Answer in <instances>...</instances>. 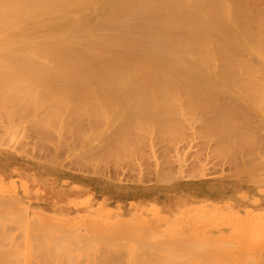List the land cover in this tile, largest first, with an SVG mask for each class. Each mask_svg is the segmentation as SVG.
<instances>
[{
    "label": "bare ground",
    "instance_id": "6f19581e",
    "mask_svg": "<svg viewBox=\"0 0 264 264\" xmlns=\"http://www.w3.org/2000/svg\"><path fill=\"white\" fill-rule=\"evenodd\" d=\"M254 3H255L254 0H0V102H3L4 104L6 103V106L3 105V103H0V105L2 104L1 107L5 108V110H1V112H0V123H1L0 128L5 127V130H7V126H5V125H8L9 129L6 132H8V134H10V135H12V134L15 135L14 137H12L13 142H15L14 138H16V136H19V133L21 132L20 130L23 129V134H24V129H26L25 127L27 125L22 123V122H28V128L27 129H29V130L31 129L30 131L32 133L27 132V134L30 136L33 135V138L30 137L31 138L30 140H32L30 146H33L34 148L40 146L39 148L42 149L40 154H39V151L37 150L38 148L34 149L32 147V151H33V149L37 150L38 154L40 156L42 155V152H43V155L44 154L46 155V153L48 152V151L47 152L45 151V148L43 146L44 145L43 143L46 140L59 138L58 137L59 135L56 134V132H58L57 130H59L58 133H61V134L65 133L64 134L66 137L65 140L69 139V138L67 139V134H68V136H72L74 139L71 143L68 144L67 152L65 151L64 154L65 153H67V155L71 154V156H73V157H70V158H72V160H73V158H75L74 165H76V166L79 165L80 167L77 166L78 168L84 167L82 169H87V167L93 166L91 164V162H93V164H94V162H95V164H96V162H97V164H99L100 161H107V160L110 161V159L111 160H122L123 158L120 159V157L122 155H121V153L118 152L120 150L125 151V153H123L124 159H126L128 157L131 158L130 153H129L130 156L126 153L131 152V154H132V152H133V154L137 153V156H135V157H140V160H141V158L144 157V154H147V152L150 151V149L147 145L148 140H149V138L147 136H149V135H147L148 132L146 133V130H149V131L152 130L151 125L153 126V124H155L156 126L158 125V128H156L154 126L152 128L154 131H156L155 129H157V132L158 131L160 132V135H158L159 137L157 136V134L155 135V133H154V136L158 137L159 140H160V138L161 139L167 138L166 136H169V135L172 136V134L174 136L175 135L174 133H176L178 138H177V136L176 137L174 136V137L177 138L179 141L182 139V136L184 137L187 133H188L187 137L186 136L185 137L188 138V136L191 135V134H189L190 132L188 130H192L194 127L192 128V125H191V128H192L191 129L189 127L190 125L186 126L187 125L186 122L189 123V121H191L192 119L193 120L195 119L194 121H196L200 116H198V118L196 119L195 118V116L197 115L196 114L193 118H191V120H189L191 117L190 115L191 114L193 115L194 113H192V112H194V111L196 112L199 108H201L205 112H207L206 115L210 114V116L208 115L206 117H208V118L212 117V119L206 118V120L208 119V122L211 121L209 123L212 124L211 128L213 129V131L215 132L214 128H216V130L217 129L219 130L218 133L216 132L217 133L216 134L217 135L216 141H215V138H214V140L212 139V141H211V137L215 136V135H212L213 132H212L211 128H210L211 131H209V133L205 132L206 130L207 131L209 130L208 126H210V125L207 126L206 124H204L203 121H202V123L204 125H202V123H201V125L203 126V129H206V130H204V132L202 129H201L202 131L200 130L201 132L199 131L201 133V135H203L202 136L203 138L206 135H208V136L212 135L211 137H208V139L210 138V141L212 142V143L210 142L211 147H212V145L214 146L211 149H214L215 151L218 150V152L216 151L217 153L214 150H212V152L214 151L216 153L214 155V152H213V155L215 158L219 156V154H218L219 152H221V156H223V153H224V155H226L228 158H230L229 164L232 165L231 163L234 162L233 159L236 158L235 156L238 154V152L240 150H241L240 152H242L245 149V146H248V149H251V151H252V153L250 154L249 152H247L248 150L246 147V150H244V151H246L247 154L249 153L250 155H252V156L254 155L255 157L258 158V157H260V153H259V155L256 156L253 153V150L255 151L256 154H258L257 151H259V148L262 146V145L260 146V144L262 143V141L264 139L263 137H262L263 139L262 138L260 139L261 136H258L260 133H258L257 128L255 129V124H256V122L258 123L257 120H259V119H257V116H256V118H254V115H256V114L252 115L253 113L251 111H248V113L243 112L244 115H247V114L249 115L252 113L251 114L253 116L252 118L254 120L256 119V122L251 121V123L254 122L253 123L254 126H252V124L250 122H248L252 126V127L248 126V127H250V130H251L250 131L249 128L246 127V124L243 123V120L241 123V121H239V122L235 121L236 118H233V120L230 119L231 115H233V114L230 115V112H231L230 106L232 107V110H234V106H236V105H233V106L231 105V103L232 104L234 103V100L230 101L231 102L230 104H229V101L226 100V97H228V98L230 97L229 96L230 94L227 95V93H229L230 92L229 90H231L229 88H228L229 90H227L226 87H231L233 89L237 87L238 89L236 91L241 90L240 92H242L241 93L242 96L246 97L248 95V91L250 89L246 88L247 92H245L246 89L244 91L242 89L243 87H254V88H252L253 89L252 91H255L256 86H260V87L264 86V8H262V6H259L260 3H258L259 5H256V3H255V6H254ZM12 86H14V87H12ZM261 88H260V91H258V89L256 90V91H258L257 93L263 92L264 88L263 89H261ZM233 89L231 90L232 93L235 91V89H234V91H233ZM18 92L22 93V96H21V94L19 95ZM243 92L247 93V95L244 94ZM252 93H251V95L254 94V93L253 94ZM257 93L255 92V95ZM17 94H18V96H21L24 98L20 97L22 100L19 101L18 99H20V98H17ZM180 95L183 96V98L185 96V99H186V97L189 99L187 101L185 99L184 100L186 101V105L188 104V107H190V109H193L194 111H192L191 114H189V112H188V115H187L186 111H189V109L184 111L185 109L183 107L182 108L184 110H182V108H180L178 106L180 108L179 109L180 111L179 110L175 111L174 110L175 105L173 104L174 105L173 110L175 112L172 110L173 112L171 111V113H174V114L170 116V114L167 111H166L167 113L165 112V109L169 110V108H165V107H170V106H168L167 103L168 102L170 103V100L172 97H173V99H175V97L178 98ZM235 95H237V93ZM249 95L246 97V99H249V100L251 99L250 102L248 100L249 105H250L254 98L253 97L249 98ZM255 95H253V96H255ZM13 96H15V97L13 98ZM151 96H155L154 97L155 100L149 101V99H150L149 97H151ZM242 96H240L241 100H242ZM257 96H260V94L259 95L257 94ZM257 96H255V97H257ZM260 97L255 98V100L261 99V102H262L264 100V99L262 100V98H264V97L263 96L261 98ZM183 98L181 97V99H183ZM16 99L21 103L17 102ZM178 99H177V101H178ZM15 100H16L18 105H16ZM235 100H238V98H236ZM243 100H244V98H243ZM12 101H13V103H15L14 104L15 106L12 104ZM179 101H180V99H179ZM173 102H171V103H173ZM187 102L192 103V104H189ZM198 102H205L206 104L210 103L211 106L210 105L204 106V104H203V105L199 106L198 109L196 108V110H195V107H198V106H194L193 104H196ZM211 102H213V103H211ZM238 102H239V100H238ZM261 102L260 103L255 102L256 104L259 105V107H258V105H257V107L260 110V113L258 110H256V108H257L256 106H253V108H255V107L256 108L252 109L254 111L256 110L257 115H261V113L264 115V111L261 112L262 109L260 107V106H262L263 110H264V102H262L263 104ZM176 103H177L176 105H178V102H176ZM181 104H184V103H180L179 105H181ZM184 105H181V106H184ZM197 105H199V104H197ZM242 105H241V108L243 107ZM6 107H8V108L6 109ZM191 107H193V108H191ZM226 107L227 108L229 107V109L227 110ZM171 108H173V106ZM224 108H226V110ZM245 108L246 107H243L244 111H245ZM239 110L241 111V109H239ZM239 110L237 109V111L240 114ZM181 111H184L185 112L184 114L186 115L185 117L189 118L186 121V118L184 117V119H185L184 125L189 128L188 130L186 129L188 132L185 130V128H184L185 126L181 122L183 120V118L182 119L179 118L180 120H178V118L176 117V115H178ZM226 111L229 112L228 113L230 115L229 119L233 121V122H231V124L232 123L234 124V122L240 123L242 125L244 124V126L247 128L246 129L247 131H250V133H253V132L254 133L249 136V133H247V131L243 132L245 129L244 126L241 125L242 126V128H241V127H238V126H240V124L236 125V123H235L234 125H236L240 129H242V130H240V129L239 130H240V132L241 131L243 132V136H245V137H243L242 134H238L239 133L238 129H237L238 132H236L238 135L237 136L233 135L235 133L237 127L234 126L233 124H232L233 126H229V123H227L228 120L227 121L225 120L226 124H228V125L227 126L224 125L225 124L224 119L226 118L225 117L226 115H223V114H225ZM235 111L236 110L232 111V113ZM201 112L202 111L197 112V113L201 114ZM161 113H163V114H161ZM165 113L168 114L169 117L165 116L164 115ZM235 114H236L235 117H237V116L241 117L240 115H243L242 111H241L240 115H237L236 112H235ZM119 115H121V117H122L120 121H119ZM244 115L242 116V118L245 119L248 117V116L246 117ZM161 116L162 117L165 116L164 119ZM201 116H202V118H203V116L205 118V114L203 115V113H202ZM239 117H237V118H239ZM202 118H199L198 120H200ZM204 118L202 120H204ZM250 118L251 117L249 116V119L247 118L246 120L250 121ZM258 118H260V117H258ZM57 119H59V120H57ZM116 120H118L119 123L117 122V125H115V127H114ZM206 120H205V122H207ZM260 120H261V118H260ZM244 122H245V120H244ZM29 123H30V128H29ZM190 123H192V121ZM22 124H24L25 126H24V128H20L19 133H18L15 130L16 127L13 125H16L17 126L16 129L18 130V128H19L18 126H20ZM9 125L10 126L12 125L14 128L10 127ZM196 125H194L195 128L196 127L198 128V126H196ZM258 125H259V127L261 126V124H258ZM116 126H119V127H117V130H115ZM205 126H207V128H204ZM224 126L226 128L229 126L230 128L226 129ZM20 127H23V126H20ZM148 127H150V128L148 129ZM256 127H258V126H256ZM10 128L12 129L11 132H10V130H11ZM109 128H111L110 130L112 132L109 131L110 133H107L106 131ZM112 128L115 130V132H114V130H112ZM260 128L263 129L264 127L261 126ZM260 128H259V132H261V130H262V129L260 130ZM3 130H1V132H4ZM143 130H145L144 132L146 133L147 136L144 135V137H143V134L142 135L140 134V132H142ZM171 130H173L174 132ZM180 130L181 131L185 130V131H182L183 132V133H181L182 136L177 134V131L180 132ZM194 130H196V129H194ZM220 130H223V131L225 130L226 132L227 131L228 132L232 131V132L231 133H228V132L224 133L225 131L220 132ZM252 130H253V132H252ZM15 131L17 134L15 133ZM60 131H64V132L62 133ZM197 132H195V133H197ZM5 134L7 135V133H5ZM23 134H22V138H25V137H23ZM55 134L58 138L54 137ZM204 134H206V135L204 136ZM261 134L264 135V129H263ZM140 135L143 138H146L147 141L144 143L141 142L142 138L140 137ZM239 135H240V137L242 136L244 139H247V137L248 138L250 137L249 139H247L250 147H249V145H247V140L245 142V140H243L242 138L238 139V143L234 142L235 140L237 141L236 137H238ZM246 135H248V136H246ZM254 135H257V137H255ZM52 136L54 138H51ZM60 136H62V135H60ZM152 136H153V133H152ZM171 136H169V137H171ZM173 136H172V138H170L169 141H166L165 139L164 140L166 142H171L172 140L174 142L177 141V139H175ZM179 136H181L180 139H179ZM192 136H193V134H192ZM251 136H254V138L253 137L252 138L256 142L259 141L256 139H260L261 142H257V144L259 143V146L255 143H253L254 141L251 138ZM8 137H9V135H8ZM8 137H6L4 139H6V141H7L9 139ZM27 137H29V136H27ZM65 137L63 136V139ZM185 137H184V139H185ZM22 138H20V139L22 140ZM154 138L151 139L150 142L151 141L154 142L159 147L160 143L158 142L159 140L157 141L158 138L155 140L159 144L155 142ZM197 138L198 137L195 138V141ZM4 139L2 138L0 140L4 141ZM27 139L28 138L25 139V142H26V144L28 143V145H29V142H27V141H30V140H27ZM188 139H185L184 141L183 140L180 141V142L183 141L184 143L182 142L180 144V143H178L179 141H177V143H178V145L183 146L184 144H187ZM198 139L203 140L204 141V142H202L203 146L208 147V145H205V143L207 144L209 142L208 139H202V138H198ZM143 140L145 141V139H143ZM193 140L194 139H191V142H190L191 144L193 143L191 146V149L193 147H195L196 146L195 143H197V141L195 143L192 142ZM201 140L198 142L200 145H201ZM205 140L208 142H206ZM239 140L240 141L242 140V144H244V146L239 145V142H240ZM48 141H50V140H48ZM52 141L55 142V140H52ZM56 141H58V140H56ZM59 141H60V139H59ZM173 141L169 144L172 145ZM185 141H186V143H185ZM189 141H190V139H189ZM230 141H232V142L229 143ZM251 141H253V142L250 143ZM8 142H11V141H8ZM18 142H17V144H20ZM21 142H22L21 144H23L25 146L24 148H26V145L23 143L24 141L22 140ZM138 142L143 143V144H140ZM152 142H151V144H152ZM56 143H58V142H56ZM132 143H134L135 145ZM232 143L237 144V145H235L236 147H238V146H240V147H238V148L233 147ZM17 144H16V146H17ZM45 144H47V143L45 142ZM136 144L137 145L140 144V145L137 146ZM240 144H241V142H240ZM251 144H252V147L255 146L254 148L256 150H257V147H259L258 150L256 151L254 148L252 150ZM253 144H255V145H253ZM4 145H6V144H4ZM4 145H2V146H4ZM23 145H22V147H23ZM59 145L60 144H58V147H59ZM133 145L138 147V148L134 147ZM178 145H177V147H175L176 144L174 146L172 145L174 147V151L172 150L173 148H171L168 145L167 148L169 147L170 153L168 152L169 150H165L166 148L163 149V147H165V144L163 146L161 145V148L164 151H167V152H165L167 154H165L164 151H162V150H158L157 149L158 147L157 148L155 147L156 145L154 146L156 149L154 148L153 151L158 150V152L160 151V153H161V151H162L164 153V154H160V153L157 154V155L161 156V158H159V160L162 159L160 162H158L155 159L156 160L155 162L156 163L158 162V165H156V166H158L157 168H158V170H160V171H157V172H159L158 176L156 175V178H157L156 180H158L157 182L160 183L161 179L168 178V176H170L172 178L169 177V179H167L166 182L170 181V179H175V178L180 177L182 175L195 176V175L199 174V173H194L193 170H196V169L198 170V168L194 167V165H196L194 163L197 160L195 158L196 157L195 154L198 155L199 153L203 152L204 148L201 147L202 145L200 146L202 148V150H200L201 148L199 149V146L196 147V149H199V150L195 151V154H194L195 157H193L196 159L195 162H193V160H192L193 158H192L190 161V163H192V164L189 163L193 167L190 165H188V167H187V169L189 170V166H190L191 167L190 170L192 169L191 170L192 172L190 170H189V172L187 171L186 166L188 163H185V161H184V166H183L182 165L183 161H181V159H180L181 155H179V153L176 154L177 151H181L180 146H178ZM256 145H257V147H256ZM46 146L48 148L50 147V145H46ZM144 146L145 147L147 146L146 148H148L149 150L148 151L145 150ZM29 147L27 146V148L29 149V152H31L30 151L31 148H29ZM54 147H56V146H53V149H54ZM150 147L153 148V145ZM241 147H242V149H241ZM16 148H18V147H16ZM132 148H135L134 150L136 151V153ZM209 148L210 147H208V149ZM60 149H62V148H60ZM126 149H128V150L132 149V151L127 150L128 152H126ZM137 149H139V151ZM141 149L143 151H141ZM193 149H195V148H193ZM237 149H238V151H237ZM17 150L19 151L20 149H17ZM22 150H25V149H22ZM43 150L46 153H44ZM53 151H55V150H53ZM144 151H145V153H142ZM153 151H151V152L153 153ZM207 151H209V150H207ZM57 152H55V154H56V156H59L57 154ZM151 152H149V154ZM173 152H176V153H173ZM240 152H239L240 155L243 154V152L242 153H240ZM26 153L24 152V157H26V155H27ZM51 153H52V151L51 152L49 151L48 154H51ZM139 153H140V156H139ZM171 153L174 155L176 154L177 157H175V158L177 160L180 159L182 164L180 162H179V164H181L183 167H185V169L183 168V170H182V168L179 167L178 170H175V172H174L173 168L175 167L174 166L175 164L173 165V163H176V162L175 161L170 162L172 159H174V158H172V157H174V155H172ZM235 153H237V154H235ZM12 154H14V153H12ZM38 154H36V155L38 156ZM61 154H63V153H61ZM169 154L172 157L169 156V158H168ZM234 154H235V156H234ZM69 155H68V157H69ZM154 155H156V154H154ZM162 155H164V156L162 157ZM178 155H179V158H178ZM250 155H246L244 153V157L247 156L248 161H247V159L245 160L244 157H242V155H241V157L245 161H247L248 164H249L250 159H253V160H250V164H251V161L253 162L254 160H258V159H254V156L251 158ZM32 156H33V154H32ZM50 156H52V155H50ZM147 156H145V157L148 158ZM200 156L201 155H199V157ZM248 156H250V157H248ZM28 157L29 158L31 157V156H29V153H28ZM28 157H27V160H28ZM42 157H44V156H42ZM153 157L156 158L155 156H153ZM239 157L240 156H238V158ZM48 158H50V157L48 156ZM52 158H54V156ZM149 158H152V156L150 157V155H149ZM228 158L226 159V157L223 156L224 161L227 160L226 162H229ZM31 159H29V160L31 161ZM221 159L222 158L219 156V159H217V160L220 161ZM231 159L233 160L232 162H231ZM262 159H264V158H262ZM69 160H71V159H69ZM143 160H147V159H143ZM236 160L238 161V159H236ZM41 161H42V159H41ZM48 161L52 162V160H48ZM53 161L55 162V160H53ZM150 161H152V159ZM240 161H238L239 162L238 165H241L240 163L242 161L241 162ZM71 162H73V161H70V164H71V166L74 167V165ZM148 162H149V160H148ZM152 162H150L151 165L154 164ZM236 162H235V164H236ZM257 162H255L254 165H256ZM11 163H13V162H11ZM41 163H43V162H41ZM44 163H46V162H44ZM113 163L114 162H110L111 166ZM120 163H122V162H118L116 164H120ZM128 163L130 164V162H127V164ZM247 163H243V164L246 165ZM37 164H39V163H37ZM147 164H149V163H147ZM177 164H178V162H177ZM235 164L233 163V165H235ZM88 165H90V166H88ZM122 165L123 164H121V166ZM132 165L130 164V167ZM207 165H209V164H207ZM238 165H236V167H238ZM116 166L117 165H115V166L113 165V168ZM142 166H143V164H142ZM150 166L148 165V168ZM202 166H203V164H202ZM202 166H200V167L202 168ZM197 167H198V164H197ZM242 167L243 166H241V169H242ZM251 167H252V165H251ZM251 167L249 165V168H251ZM131 168H134V165ZM135 168L133 169V172H134V170H136ZM150 168H149V170H150ZM157 168H156V170H157ZM233 168H234V166H233ZM247 168L244 170H247ZM137 169H138V167H137ZM139 169H143V168H139ZM146 169H147V167L146 168L144 167V169H143L144 174L147 172V175H149L150 173L148 174V172H151V171H149L148 169H147V171H145ZM151 169H153V168H151ZM207 169H208V166H207ZM241 169H239V170H241ZM74 170H75V168H74ZM90 170L92 171L93 174L100 175V177H102L101 175L104 176V174H105L103 167L99 168L98 165L95 166L94 168L92 167V169L90 168L89 171ZM129 170L132 171V169H129ZM185 170L187 171L186 173H185ZM131 171H130V173L132 174ZM200 171H202V170L200 169ZM8 172H10V171H8ZM82 172H83V170H82ZM153 172H154V170H153ZM84 173H86V172H84ZM142 173L140 172L138 175L141 177L140 174H142ZM201 173H203V171ZM88 174H91V173H88ZM28 176H29V173H28ZM144 176H146V175H144ZM144 176H143V178H144ZM147 177L148 176H146V178ZM135 178H136V176H135ZM152 178H153V175H152ZM239 178H241V177H239ZM141 179H142V177H141ZM15 180H17V179H15ZM33 180H35V179L33 178ZM164 180H162V182ZM15 183H17V182H15ZM239 183H241V182H239ZM23 187H21V188H23ZM2 188H0V189L4 190V187H2ZM5 189H7V187ZM75 189H79V188H75ZM14 190L15 189H13L12 192H14ZM199 191H200V189H199ZM263 191H264V189H263ZM25 192H26V190H25ZM234 192H235V190H234ZM220 193H218V194H220ZM13 194H16V193H13ZM21 194H22V192H21ZM25 194L23 193L22 196ZM89 194H90V192H89ZM1 195H2V193L0 194V207L2 206L1 208H8L9 205L7 206L6 204L7 203L10 204V202L16 204L17 198H14V200H13L14 202L11 201V199H13V197L15 195L12 198H10V200L8 199V202H6L7 199H6V201H5V199L3 200V198L1 199V197L3 196V195L2 196ZM227 195H229V194H227ZM230 195H232V194H230ZM6 196L4 198H8ZM206 197L208 198V196H206ZM236 197L237 196H235V198ZM18 198H19V196H18ZM209 199L211 200V198H209ZM76 200H78V199H76ZM20 201L22 202L21 198H20ZM182 201H184V200H182ZM3 202H6V203H4V205H2ZM17 202H19V200H17ZM31 203H32V201H31ZM31 203H28V204H31ZM14 204H13L14 208H17V210H16L17 214H14V218L12 217L13 216V214H12L11 218H13L14 220H17V218H18V219H20V221L25 219L24 215H23L24 211L18 210V209H24V208L15 207L17 205H14ZM174 204H176V203H174ZM81 205H79V206H81ZM96 205H97V203H96ZM11 206H12V204H11ZM99 208H100V206H99ZM33 209H36V207ZM257 210H258V208H257ZM259 210H260V208H259ZM31 211L28 213L31 214ZM152 211L154 212V210H152ZM19 212H22V216H21V213L19 215ZM41 212H44V211H41ZM240 212H241V210H240ZM243 212L245 213V211H242V213ZM28 213H27V215H28ZM154 213H156V212H154ZM233 213H234V211H233ZM246 214L248 215L247 212H246ZM101 215H103V213ZM262 215L264 216V213ZM17 216H19L20 218ZM31 216H32V214H31ZM57 216H59V215H57ZM137 216H139V215H137ZM152 216H153V214H152ZM1 217L3 218V220L0 218V221H1L0 223L3 225V223L6 222L7 219H6V217H3V216H1ZM15 217H16V219H15ZM21 217H23V218L21 219ZM230 217L232 218V216H230ZM28 218H29V216H28ZM132 218H133V216H132ZM253 218H251V219H253ZM257 218H258V216H257ZM40 219H43V218H40ZM54 219H56V218H54ZM107 219H110V218L108 217ZM141 219L142 220L144 219V221H145V218H141ZM229 219H227V220L230 221ZM234 219H235V217H234ZM255 219H253V220H255ZM259 219H260V217L258 218V220ZM29 220L31 221V219H29ZM110 220H112V219H110ZM157 220H158V218H157ZM263 220H264V218H263ZM23 221H21V222H23ZM46 221H48V223H51V222H49L48 219H46ZM46 221L43 220V223L45 225L42 224L41 227L48 226V225H46L47 223H45ZM153 221H154V219H153ZM239 221L240 220L238 219L237 222H239ZM255 221H256V223H258L259 221H260L259 223H261V220H259L258 222H257V220H255ZM9 222H12V224H13L16 221H9ZM9 222H7V224ZM21 222H19L18 229L20 228L21 225H23V224H20ZM34 222H36V220H34ZM138 222H140V221H138ZM138 222H136V223H138ZM160 222L161 221H159V223ZM234 222H236V221H234ZM247 222L249 223V220ZM31 223L30 224L27 223L28 228L26 230L27 231L31 230L32 228L29 226L32 225V227L35 226L34 227L35 230L39 231L41 234H39V233L37 234L35 230H33V231L35 232V234H37L36 236L34 235V232H32V230L30 231L32 233V235L28 232L29 234H27V236L29 237L31 235V237H29L27 239L32 238L31 240L34 241L35 240L34 238L37 237L38 238V240L36 238L37 242L36 241H34V242L36 244L38 243L39 245L38 244L35 245L34 242L27 244V246L29 245L30 248H32V251H31V249H29V246H28V250L30 252H33L32 255H34V256L30 255V259H27V260L30 261L32 257H34V259L36 261H37L36 257L39 258V260L44 258V260H42L41 263H38V262L32 263L35 261L32 259L33 261L31 260V263L29 262V264H36V263L37 264H57V262H60L61 260L59 261V258H61V257L59 256V258H58V257L52 255V253H50L49 251L53 250V252L55 254H57V251H59V250L61 253L63 252V251H61L60 248H62V246H63V249H64V241L65 240L62 241V238L65 239V237L68 234L66 236L64 234H61L62 231L59 227L62 224L60 226L58 224H56L59 227L56 226L54 222L52 225L50 224V226H53V225L56 226V227H54V229L58 228V229H56V231L60 230V232H58V233L65 236V237L62 236V238H60V236L57 235V237L60 240L59 239L53 240L54 239L53 237H55V235H53V237L50 236L53 240V242H52V240L50 238L49 239L46 238L49 235L48 234L49 231H46L44 228L39 229L36 227V225H35L36 223H34V224H33V222H31ZM96 223H98V221H96ZM111 223L112 222H110V224ZM230 223H231V221H230ZM239 223H241V222H239ZM239 223H238V226H239ZM9 224L10 225L7 226L8 228H9V226L10 227L12 226L11 228H9L10 230L11 229H15V230L17 229V227L13 228V226H16L17 223H14V225H12L11 223H9ZM94 224H95V222H94ZM232 224L234 225L235 223H232ZM2 225H1L0 229L2 228ZM5 225L6 224H4V226ZM108 225H109V223H108ZM111 225H112V227L110 226L111 228L110 227H108V228H110V230L113 231L112 228L116 224L112 223ZM151 225H153V227H154L155 225L157 226L158 224H156V222H155V224H151ZM222 225L223 224H220L219 227H221ZM235 225H237V224H235ZM261 225H262V223H261ZM62 226H61V228L63 229ZM7 227H5V228L7 229ZM24 227H25V223H24ZM73 227L74 226L69 228L70 230L65 229L64 231H67V230L72 231L71 229H73V231H74L75 228H73ZM101 227L102 226H100V228ZM118 227H120V226H118ZM128 227H129V225H128ZM128 227H126V228L123 227L124 231L128 230L129 228H130V230H132V229L134 230V227H136V226H134L132 229H131V227H129V228ZM137 227H139V226H137ZM229 227H231V225ZM64 228H66V227H64ZM106 228H105V231H104V228H102L103 231L105 232V235H107L106 234L107 233ZM123 228L122 229L119 228L120 231L121 230L123 231ZM259 228H262L264 230V227L260 226ZM3 229L4 228H2V231H3ZM23 229H25V228H23ZM79 229H82L81 230L82 232L84 230L82 227L79 228V225H78L77 230H79ZM97 229L99 230V228H97ZM15 230L14 231L11 230L10 232L15 233ZM53 230H52V232H53ZM89 230H91V228ZM89 230H84V231L89 232ZM98 230H97V232H98ZM237 230H238V228H237ZM2 231L0 230V233H1L0 234L1 235L0 236L1 237L0 238V240H1L0 241V264H16L17 261L20 264V260L22 257H20V259L17 261L15 259V258H17L15 256V254L16 255L18 254V257H19V254H20L19 250L23 246L22 243L21 244H20V242L18 243L17 242L18 239H16L17 238L16 234L19 231H17V233H15V235L10 233L11 235H13V237H11V241L13 240L12 238H14V236H15L14 240H17L16 242L12 241V246H11V244H9L12 248H14L13 251L18 250V253L13 252V254H9L8 250H10V249H7V248H11L8 245V242H10V238L6 242V240L8 239V238L6 239L7 235L2 234L4 232V231L3 232ZM27 231L25 233H27ZM41 231H43V232H41ZM44 231L47 232V236H46V234H44L45 236L42 234V233H45ZM56 231L54 230V232H56ZM92 231L93 232L91 234L89 233L90 236L92 235V238L93 237L96 238L98 233L96 232V230L95 231L92 230ZM112 231H108V233L115 234V235L117 234L116 235L117 237L120 235L118 238L129 239L128 241L131 242L130 238L132 236L130 238H128L129 236L125 237V235H127L126 233L129 230L127 232H125V234H124V231H123V233L119 232L120 234L114 233V232L112 233ZM117 231H119V230H117ZM136 231H138V229ZM242 231H243V229H242ZM242 231H240V232L243 233ZM23 232H24V230H23ZM23 232L21 233V235L24 234ZM94 232H95L96 236H93ZM133 232L136 233L134 230V231L130 232L129 235H131ZM85 233H87V232H85ZM99 233H102V232H99ZM121 233H122V235H121ZM252 233L254 234V232L250 231V235H252V237H253L254 235ZM10 234H8V235L11 236ZM52 234H55V233H51V235ZM76 234H78V233L75 232V236H76ZM80 234L82 235V234H84V232L80 233ZM102 234H104V233H102ZM102 234H99L100 237H99V239H97V241H96L97 243L98 242L100 243V241H102V240L105 243L104 238L106 236L101 237ZM136 234H134V235H136ZM2 235L5 237H3ZM85 235L86 234H84V236ZM200 235H199V237H200ZM205 235H206V233H205ZM38 236L43 237L44 240L42 239V241L44 244L42 243V241H39ZM90 236H88V237H90ZM203 236H204V234H203ZM219 236H221V235H219ZM227 236H225V239ZM229 236L231 238V235H229ZM249 236H248V238H249ZM20 237L21 236H19V239H20ZM69 237L70 238H68V236L66 237L67 239H70L69 241L68 240L67 241H68V243L69 242L72 243L71 236L69 235ZM72 237L74 238L73 235H72ZM85 237H87V235ZM117 237H116V240H117ZM245 237L247 238V236H245ZM92 238H91V240L95 239V238H93V239ZM107 238L110 239L111 237H106L105 240H107ZM133 238H134L133 241H135L136 237L134 236ZM241 238H244V237H241ZM241 238L236 239L238 241V243L242 240H243V242L245 241L244 239L241 240ZM2 239L4 240V244L7 243V245L9 247L4 245L3 243H1ZM46 239L48 242H49V240H51L50 242L52 243V246L50 245L51 243L48 244L49 248H47V249L44 247L45 244H47ZM81 239L82 240L81 241L79 240V241L81 242V244H83L85 242L83 239H85V238H81ZM87 239L88 238H86L85 240L87 241ZM208 239H210V238H208ZM225 239H224V241H225L224 243H223V241L222 242L220 241L223 244H226V243L228 244V245L226 244L227 247L224 245L225 246L224 248H228V247L231 248L232 245L234 247V243H232V245L230 244L231 245L230 246L228 242H231V241L226 242ZM75 240L72 243L73 245L71 243L70 244H71V246H75V248H78L77 249L78 252H76V253H80V251H82V253H83V251L86 252L85 250H87L88 244L86 245L84 243L85 245L83 244V246H85V247L80 246V245H79L80 247H77L76 244L74 245ZM88 240H89V246L94 248L92 251V248L88 247L89 251L94 253V252H96L94 250H97L98 247H102L103 249L101 248V250H104L102 253H103L105 258L110 256V254H108L109 256H105V254L108 253L107 250L110 249L109 252H111V255L113 253L112 251H116L115 248L112 249L113 246L111 245V243L112 244L116 243V244H118V246H119V243L122 244V242H117V241H121V240L118 239L116 241L113 238L110 241L114 240L115 242L114 241L110 242L109 240H107V241H109V243L106 241L107 242L106 244H103L101 242L100 244H103V246L100 244H99L100 246L98 244H95L96 242H92L90 240V238ZM197 240L198 239L196 237V241ZM201 240L199 239L198 241H201ZM258 240H259V238H258ZM140 241L141 240L135 241V243H136L135 246H137V244L140 243L138 245V248L142 247V248H140L142 252L145 249L144 253H143V254H145L144 255L145 258H143L144 261L146 258H147L146 259V261H147L151 257L150 254H153V255L156 254V257H157V255H159V257H158L159 260L157 258H155V256L152 255L153 257H151V259L148 260L147 262L145 261L144 264H148V263L153 264V260H156V259H157L156 261H159V262L163 258H164L163 260L165 262L168 261V259H170V258H168L169 256L166 258L167 254H165L163 251H161V252H163V254L160 255V253H158L159 251L157 252V250H155V248H157V247L153 248V250H151V248H149V253L147 251V248L150 247L149 244L150 245L158 244V245H160V250L163 249L165 247L163 245V244H165L163 241H162L163 243L162 242L157 243V241H153V242L148 241L149 243H147V242L142 243L143 241H141V242ZM202 241H203V243L206 244V245L202 244V247L203 246L210 247L213 244L210 241L212 244L208 245V242H209L208 240H207L208 241L207 243L205 242L204 239ZM202 241L199 243H202ZM256 241H257V239L255 240V243L252 246H254V248L256 246L255 252L257 254L259 253V255L261 256L260 257L261 260L260 259L258 261L256 260V262L259 264V261H260V264H263L264 261H262V260H264V255H261V254H262V252L264 253V251H263V249H260V248H262V247L264 248V246H262L260 242H257L259 246L260 245L262 246V247H258L256 244ZM13 242H14V244H13ZM29 242H31V241L29 240ZM39 242H41V244H43V245H41ZM56 242H57V244L55 245ZM62 242H63V245L60 246L59 244H62ZM80 242L77 241V243H80ZM178 242H180V240H178ZM192 242L190 241V242L185 243L183 241L181 244L182 245L185 244L182 247H184V246L189 247L188 246L189 243H190V245L195 244L194 241H192ZM232 242H234V241H232ZM27 243H28V241H27ZM125 243H126V241L123 243V245ZM131 243H133V242H131ZM221 243H218V244L220 245ZM2 244L4 245V247L6 246L5 248L7 251L1 248V247H3ZM30 244H32V245H30ZM53 244H54V246H53ZM67 244H65V245H67ZM70 244H68V245H70ZM109 244H110V247H112V248L108 247ZM116 244H113V245L115 246ZM143 244L146 248H143L144 247ZM166 244H167V242H166ZM169 244L170 243H168L167 248L165 247L166 250L169 251V252L166 251L168 253V255H170V253H172V251L174 252V250H175V248L173 249V248L169 247V246H172L173 244L172 245L171 244L169 245ZM239 244L241 245V243H239ZM246 244H248V243H246ZM14 245L16 247L18 246L17 247L18 249L16 247H14ZM93 245H94V247H93ZM97 245H98V247H96ZM125 245L127 246V244H125ZM129 245H130V243H129ZM162 245L164 246L163 248H162ZM193 245H191V246H193ZM240 245H238V246H240ZM24 246L26 247V245H24ZM36 246H38V249H35L36 251L41 249L40 251H38V253L37 252L34 253L35 251L33 248H35ZM59 246H60V248H59ZM242 246L243 245H241L240 247L237 248V243L235 242V249L237 248L235 251L237 252V250H239V249L245 250V248H243ZM25 247H24V249H25ZM52 247H53V249H52ZM106 247H108L109 249ZM220 247H223V245H221ZM68 248L69 247H67V249ZM75 248L73 247V250ZM80 248H81V250H79ZM126 248L123 249L124 251L123 250H119V252L116 251V255L118 252V254H120V256H123V253L127 252ZM134 248H135V250L138 251L137 247H134ZM165 248H164V251H165ZM170 248L172 250H170ZM189 248L191 249V247H189ZM203 248H202V251L199 252V254H201V252H203V254H201L200 256H203L204 254L206 255L205 251L209 252V250L207 248H204V250H203ZM215 248H214V250H215ZM230 248H228V249H230ZM257 248L262 250V251L261 252H260V250L258 251ZM99 249L96 252L98 254V257L100 256L99 253L101 254V252H99L101 250H99ZM178 249H180V248L178 247ZM188 249H187V251H185L186 254H184V255H186V258L190 255L189 254L187 256V252H189ZM228 249H227V251H228ZM249 249H250V251H249ZM249 249L247 250V252H251V253L254 252V251H251V250H254L253 247L249 248ZM68 250H70V252H71V248H69ZM193 250L198 251L199 249L195 248ZM120 251H123V253L121 254ZM150 251H152V252H150ZM218 251L220 252V250H218ZM227 251L225 249L224 254L222 253L224 251H221V253L224 255V258L227 257L226 256L227 253H229V254L232 253L230 251L229 252H227ZM245 251H244V253H246ZM70 252H68V254H70V256L65 253V256L66 257L68 256V259L71 260V261H69L70 264L74 263V261H75V263H77L76 262L77 259L75 260L76 257L74 258L72 252L71 253ZM182 252H184V249ZM195 252L194 251L189 252V253L193 254L194 257L192 255H190V258L194 262H196V259L199 256V254H198V256L196 254L198 252H196V253ZM214 252H213L214 255L211 254V251H210L209 255L206 256V258L207 257L210 258L213 255L212 259L207 258V261L208 260L213 261L214 259H216ZM236 252H234L235 254L234 253H232V254L234 256L236 255L237 257H238V255H239V257L242 256V259L244 257L247 258V255H248L250 257V258H248L250 260V262H251V258L253 257V255L254 256L256 255L255 257H258L257 254H254L255 252L253 253V255L250 253L252 255V257L248 253H247V255L245 254L246 255L245 256L244 254H242L239 251L237 252V254H236ZM25 253H27V252H24V254ZM89 253L90 252H88V254ZM147 253H148V257H147ZM176 253H177V249H176ZM181 253H179V254H181ZM221 253H220V255H221ZM21 254H23V252ZM58 254H59V252H58ZM182 254L179 257L178 253H177L178 256H176L175 252H174L173 255H175L174 256L175 258L173 256L171 257V255H170V257L172 258V259H170V261H172L171 263L174 264L175 263L174 261H177L176 257L178 259L181 258L179 260L182 261V256H184ZM194 254H196V255H194ZM217 254H219V253H217ZM13 255L15 258L12 259ZM89 255H91V253ZM116 255L114 256V254H113L114 257L110 256L111 259L109 258V260H112L113 258H114L113 261L117 260V259H115L117 257ZM125 255H126V253L124 254V256ZM164 255H166V256L164 257ZM205 255H204V257H205ZM7 256H9V257H7ZM26 256H27V254H26ZM74 256H77V255H74ZM80 256L83 257L81 254L79 255V257ZM85 256H86V254H84L83 258H85ZM93 256H91V257L93 258ZM102 256H100V257L104 258ZM120 256L118 255V257H117L118 261H116V263L114 262V264H118L122 260V258H124V257H120ZM161 256H162V258H160ZM62 257L64 258V255ZM72 257L74 258L73 262H72ZM91 257L89 256L88 259ZM98 257H96V255H95L94 258H97L99 260ZM139 257L137 256V252H136L133 259L131 261L129 260L130 261L129 263H131V264H142L144 261H140ZM192 257L194 259L196 257L197 258L194 260ZM204 257H201V259H200V257L198 258L201 260V262L199 260H197V262H199L198 264H200V263L206 264L207 263V261L205 260ZM10 258H11V260H9ZM83 258H81V259H83ZM92 258H91V260H92ZM190 258L187 260H189L190 262L193 263V261L190 260ZM224 258L222 257V261H221L222 263L221 264H225V263L227 264L228 259H226V261H223ZM227 258L230 259L229 255ZM234 258H236V257H234ZM246 258H244V259H246ZM14 259H15V261H14ZM23 259H25V258L23 257ZM65 259H67V258H64V260ZM81 259H79V262H78L79 264L82 263V261L80 263ZM119 259H120V261H119ZM126 259H127V257H126ZM140 259L142 260V258H140ZM173 259H175V260H173ZM248 259H247V261H249ZM83 260H85V259H83ZM95 260L96 259H94V261H91V262L88 260V262H89L88 264H112L113 263L112 261H109V263H106V262H108V261H106V259L105 260L101 259L104 261V263H103V261L100 262L101 260H99L97 262H95ZM163 260L161 262H163ZM179 260L175 264L181 263ZM187 260L185 259V264L188 263ZM11 261L12 262L14 261V263H12ZM202 261H203V263H202ZM214 261H213V263H214ZM252 261H253V258H252ZM208 262H210V261H208ZM234 262H236V261H234ZM27 263H25V264H27ZM67 263L68 262L66 260L65 264H67ZM157 263L158 262H156L155 264H157ZM253 263L254 262H252L251 264H253ZM62 264H63V262H62ZM165 264H170V263L166 262ZM181 264H183V263H181ZM189 264H191V263H189ZM237 264H241V263L239 262Z\"/></svg>",
    "mask_w": 264,
    "mask_h": 264
},
{
    "label": "rangeland",
    "instance_id": "374dc122",
    "mask_svg": "<svg viewBox=\"0 0 264 264\" xmlns=\"http://www.w3.org/2000/svg\"><path fill=\"white\" fill-rule=\"evenodd\" d=\"M255 1V3H256V5H259L258 3H260V5L259 6H262V8H264V0H254ZM258 1V2H257ZM255 3H254V6H255ZM263 4V5H262ZM12 87H14V86H12ZM259 87V88H258ZM262 87V86H261ZM260 86H256L255 88H256V90L258 89V91H260V88H261ZM227 88V90H229V89H233V88H231V87H226ZM229 88V89H228ZM246 88H248V89H250L249 91H248V95L250 94L251 95V93L253 94V95H255V92L257 93L258 91H252L253 89L252 88H254V87H243L242 89L245 91V89ZM264 88V86L261 88V89H263ZM234 89H235V91H234ZM233 89V93L231 92V90H229L230 92L229 93H227V95H229L230 97V99L228 98V97H226V100L227 101H229V104L231 103L230 101H233L234 100V103L232 104L231 103V105L233 106V105H236V106H234V110H236L235 112L237 113V115H240L241 114V111H242V114H243V112H245V113H248V111H251L250 113L252 114V115H254V114H256V115H254V118H256V116H257V119H259V120H257L258 121V123L256 122V119L254 120L252 117V115L251 114H247V115H244V116H248L247 118L249 119V116L251 117L250 118V121L249 120H246L247 118H242V116L243 115H240L241 117H239V116H237V117H239V118H237V117H235L236 116V114H235V112H233L232 113V111H234V110H232V107L230 106V110H231V112H230V115L231 114H235L234 116L233 115H231V117H230V115L228 114L229 112H227L226 111V113L225 114H223V115H226L224 118V122H225V120L227 121V123H229V126H233L235 123H236V125L238 124H240V123H237V122H239V121H241V123H242V120H243V123L244 124H246V127H248V126H251L248 122H250L251 123V121H254V122H256V124H255V129L257 128V130H258V133H262V131H263V129L262 128H260L261 126L262 127H264V115L261 113V115H257V112H256V110H258L259 111V113H260V110L258 109V107H259V105L258 104H256L255 102H261V99L260 100H258V99H256L255 100V98H259L260 96L262 97H264V90H263V92H259V93H257L258 95L260 94V96H257V94L255 95V96H257V97H255V96H253V95H249V98L250 97H253L252 99V102H251V104L249 105V102H250V100L249 99H246V97L248 96L247 95V93H244V94H246L247 96L246 97H243L242 96V92H240L241 90H239V91H236L238 88L236 87V88H234ZM242 90V91H243ZM245 92H247V89H246V91ZM237 93V95H235V94ZM18 94L20 95L21 94V96H22V93H19L18 92ZM18 94H17V98H20L21 96H18ZM239 94V95H238ZM243 94V95H244ZM16 95V94H15ZM240 96H242V100H243V98H244V100L242 101L241 100V97ZM245 96V95H244ZM15 96H13V98H14ZM155 96H151V97H149L148 99H149V101H151V100H155V98H154ZM181 97L183 98V96H179L178 98L180 99V101H179V99L177 98V97H175V99H173V97L171 98V100H170V103L168 102L167 104H168V106H170V107H165V108H169V110L168 109H165V112L167 111L169 114H170V116L171 115H173L174 113H171V111L174 109V105H175V111L177 110H179L180 108H182V110H184V111H186V110H188L189 109V111H186L187 112V115H188V112H189V114H191V112L192 111H194L193 109H190V107H188V104L186 105V101L187 100H189L187 97H186V99H185V96H184V98L183 99H181ZM260 97V98H261ZM12 98V99H13ZM21 98H24V97H21ZM18 99L19 101H21L22 99ZM178 99V101H177V99ZM228 98V99H227ZM236 98H238V100H239V102H238V100H235ZM5 99V98H4ZM7 99V98H6ZM186 101H185V100ZM246 99V100H245ZM264 98H262V100H263ZM17 100V99H16ZM16 100H15V103H16V105H18L17 104V102H19L18 100H17V102H16ZM26 100V99H25ZM168 100V101H169ZM248 100H249V102H248ZM175 103H174V102ZM182 101V102H181ZM242 103H241V102ZM247 101V102H246ZM24 102V101H23ZM171 102H173V103H171ZM176 102H178V105H176L177 103ZM262 102H264V100L262 101ZM261 102V103H262ZM0 103H3V102H0ZM15 103H13V101H12V104L14 105ZM19 103H21V102H19ZM180 103H184V104H181V105H184V106H181V105H179ZM187 103H189V102H187ZM211 103H213V102H211ZM236 103V104H235ZM238 103V104H237ZM11 104V105H12ZM152 104V103H151ZM172 104V105H171ZM174 104V105H173ZM189 104H192V103H189ZM197 104H199V105H197ZM204 104V106H208V105H210L211 106V104L210 103H208V104H206L205 102H198V103H196V104H193L194 106H198V107H195V110H196V108L198 109L199 108V106H201V105H203ZM206 104V105H205ZM243 104V105H242ZM263 104V103H262ZM2 105V104H1ZM1 105H0V107H1ZM3 105H5L6 106V103L4 104L3 103ZM10 105V106H11ZM241 105L243 106V107H246L245 108V111H244V109H243V107L241 108ZM245 105V106H244ZM251 107H249V106ZM257 105H258V107H257ZM8 106V105H7ZM15 106V105H14ZM173 106V108H171ZM180 108H179V107ZM190 106V105H189ZM192 106V105H191ZM239 106V107H238ZM253 106H256L255 108H256V110L254 111V110H252V109H255V108H253ZM188 107V108H187ZM261 107V109H262V111L261 112H263L264 110H263V107L262 106H260ZM8 107H6V109H7ZM177 108V109H176ZM191 108H193V107H191ZM227 108V107H226ZM226 108H224L225 110H226ZM236 108V109H235ZM249 108V109H248ZM201 108H199L196 112L194 111V112H192V113H194L193 115L191 114L190 116V119L189 118H187V117H185L186 115L184 114L185 112L184 111H181L178 115H176V117L178 118V120H180V119H182L183 118V120L181 121L182 123H183V125L185 124V119H184V117L186 118V121H187V119H189V120H191V118H193L196 114V116H195V118L197 119L198 118V116H200L199 118H202V113H203V115L205 114V118H204V116H203V118H204V120H202V119H200V120H196V121H194L193 119L191 120L192 121V123H190L191 121H189V123L188 122H186V126H189L190 128H191V125H192V130H188L189 128L188 127H186L185 125V130L187 129L190 133L189 134H191V135H189L188 136V138L190 139V141H189V139L188 138H186L187 137V134L184 136L185 137V139H188V141H187V144H182L183 146H180V145H178V143H182L185 139H184V137L182 136V134L181 133H183L182 131H185V130H180V132H178L177 131V134L178 135H181L182 136V139L181 140H183L182 142H180L177 138H178V136L176 135V133H174L175 135V137L177 136V138H175L174 136H173V134H172V136L175 138V139H177V141H179L178 143H177V141H173L172 139V141H173V146L176 144V146L175 147H177V145L178 146H180V150L181 151H177V153L176 152H173V153H176V154H178L179 153V155H181L180 156V159H181V161H183L182 163H181V161H180V159L179 160H177L175 157H177L176 156V154L174 155V154H172V155H174V157H172V156H170V154L168 155V158H169V156L170 157H172V158H174V159H170L171 161L170 162H172V161H175L176 163H173V165L175 166L174 168H173V170H174V172H175V170H178V168L180 167V168H182V170H183V168L185 169V167H183L184 166V161H185V163H188L187 164V166H186V169H187V167H188V165H190V164H192V163H190V161H191V159L193 158V157H195V158H193L192 160H193V162H195V160H196V162L194 163V164H196V165H194V167H196V168H198V170L196 171V170H193V172L194 173H199L198 175H195V176H188V175H182V176H180V177H177V178H175V179H170V181H167L166 182V180L167 179H169V177L170 176H168V178H164V179H161L160 180V183L159 182H157L158 180H156L157 178H156V175L158 176V173L159 172H157V171H160V170H158V166H156V165H158V162H160L162 159H160L159 160V158H161V156L160 155H157V154H159L160 153V151L158 152V150H162V151H164L163 149H165V150H169L168 152L170 153V149H169V147L167 148V146L169 145L171 148H173L172 150L174 151V147L171 145V144H169V143H171V142H166V141H169L170 140V138H172V136L171 135H169V136H171V137H169V136H166L167 138H164V139H161L160 138V140H159V136L158 135H160V132L158 131L157 132V129H155L156 131H154L153 130V126L154 127H156V128H158V125L156 126L155 124H153V126L151 125V129L152 130H146V133H147V135H149V136H147L146 135V133L144 132L145 130H143L142 132H140V134L142 135L143 134V137H144V135L145 136H147L148 138H149V140H148V147H149V149H150V151H148L149 149L148 148H146L145 146H144V148H145V150H147L146 152H147V154H144V157L145 156H147L148 154H149V152H151V151H153L154 150V148L156 147H158V145L157 144H155L154 142H152V144H151V142H150V140L151 139H153L155 136H154V133H155V135L157 134V136L158 137H155L154 138V140L155 139H157V141L163 146L164 144H165V147H163V149L161 148V145L155 140V142L156 143H158L159 144V147L157 148L158 150H155V151H153V153L154 154H156V155H154L152 152L149 154L150 155V157L152 156V158H149V155L147 156L148 158H141V160H140V157H135V156H137V153H136V151L134 150L135 148H132L134 151H135V153L136 154H133V152H132V154L134 155H132L131 154V152H128V151H132V149L131 150H128V149H126V152H128V153H126V154H128L129 155V153H130V155H131V158H126V159H124V154L123 153H125V151H123V150H120V151H118L119 153H121V157H120V159L121 158H123L122 160H111L110 159V161L109 160H107V161H100L99 162V164H97V162H96V164H95V162H94V164H93V162H91V164L93 165L92 167L94 168L95 166H97L98 165V167L100 168V167H103V169H104V176L103 175H101L102 177H100V175H96V174H93L92 173V171L90 170L89 171V169L91 168L92 169V167L90 166V165H88V166H90V167H87V169H82V168H84V167H82V168H78V167H80L79 165H74V161H75V158H73V160H72V158H70V157H73V156H71V154L69 155V157H68V155H67V153H65L64 154V152L66 151L67 152V146H68V144L69 143H71L72 141H73V137L72 136H68V134H67V139L68 140H65L66 139V137H65V133H63L64 131H60V132H62L63 134H61V133H58L59 132V130H57L58 132H56V134H58L59 136V138L56 136V134L54 135V137H57L58 139H55L53 136L51 137V138H54V139H48V140H50V141H48V140H46L45 142L47 143V144H45V142L43 143L44 145V148H45V151L47 152H45L44 150V153H46V155L44 154L43 155V152H42V155L40 156L39 154H40V152L42 151V149L41 148H39V147H35L38 151H39V154H38V151L37 150H34L35 148L33 147V146H30L31 145V142H32V140H30L31 138L30 137H32L33 138V135H28L27 134V132L28 133H32L29 129H27L28 128V122H22V123H24V124H26L27 126L25 127L26 129H24V134H23V129H21L20 130V128H24V124H22V125H20V126H23V127H20V126H18L19 128H18V130L16 129L17 128V124L16 125H13V126H15L16 128H15V130L19 133V130L21 131L20 133H19V136H16V138H14V140H15V142H13V138L12 137H14L15 135H10V134H8V132H6V131H8V125H5V126H7V130H5V127L4 128H0V139H4V138H6V137H8V135H9V139L6 141V139H4V141H2V140H0V188H2V187H4V190H2V189H0V194L2 193V197H1V199L3 198V200L5 199V201H6V199H7V201L6 202H8V199L10 200V198H12L14 195V197H13V199H11V201H13L14 200V198H17V200H19V202H17V200H16V204H14V203H11L10 202V204H6L7 206L9 205V207L8 208H1L0 207V218L3 220V218L1 217V216H3V217H6V219H7V221L6 222H4L3 223V225H2V228H4L3 229V231H2V228L0 229L3 233L2 234H5V235H7L6 236V242L9 240V238H10V242H8V245L9 244H11V246H12V241H14V242H16L17 240H14L15 239V236H14V238H12L13 240L11 241V237H13V235H11L10 233H12V234H14L15 235V233H17V231H19L20 229V233L18 232L17 234H16V239H18V243L20 242V244L22 243V248L19 250V257H18V254L16 255L15 254V256L18 258H15L14 257V255H13V257H12V259L13 258H15L16 259V261L17 260H19L20 259V257H22L21 258V260H20V264H25V263H27V264H29V262L31 263V260L33 259V260H35L34 259V257H32L31 258V260L30 261H28L27 259H30V255L31 256H34V255H32V253L33 252H30L29 250H28V246H27V244H29V243H33L34 241H36L37 242V240H38V238L37 237H33L35 240L34 241H32L31 239L32 238H30V239H27V238H29V237H31V235H32V233L30 232L31 230H32V232H34L33 230H35V226L34 227H32V225H30L29 227H31L30 229L31 230H29V231H27L26 229L28 228V225H27V223H31V222H33V224L34 223H36L35 225H36V227L37 228H44L46 231H49L48 232V236H47V232H45V233H42L43 235L44 234H46V238H50L51 240H52V238L50 237V236H52L53 237V235H55V237H53L54 239L53 240H57V239H59L58 237H57V235L58 236H60V238H62V236H66L67 234V236H68V238H70L69 237V235L71 236V240H72V243H73V241L75 240V242H74V245L76 244L77 245V247H80V246H83V244L85 243L86 245H87V250H85L86 252H84L83 251V253H82V251H80V253H76V252H78L77 251V249L78 248H75V246H71V242H69L68 243V241L70 240V239H67L65 236V239L64 238H62V241L63 240H65L64 241V249H63V242H62V244H59L60 246H62V248H60V246H59V248L61 249V251H63L62 253L60 252V250L59 251H57V254H55L54 252H53V250H50L49 252L50 253H52V255H54V256H56V257H58L59 258V256L61 257V258H59V261L60 262H57V264H62V262H63V264H65L66 263V260H67V264H70V262L69 261H71V260H69L68 259V256L66 257L65 256V253L66 254H68V252H70V250H68L69 248H71V252H72V254H73V257L75 258V260H76V262L78 263L79 262V259H81V258H83L84 257V254H86V256H85V258H83V259H85V260H83V259H81L80 260V263H81V261H82V263L83 264H88L89 262H88V260L90 261L91 260V256H93V258H92V260L91 261H94V259H96L95 260V262H97V261H99V260H101V259H106V261H108V262H106V263H109V261H112L113 263L112 264H114V262L116 263V261H118V255L120 256V254H118V252H119V250H123L124 248H126L127 246V252H124L123 253V251H120V253L122 254L123 253V256H120V257H124V258H122V262L120 261V259H119V263L118 264H128L132 259H133V257L135 256V254H136V252H137V256L139 257V260L140 261H144V259L143 258H145L144 257V255L145 254H143L144 253V250H143V252L141 251V249L140 248H142V247H139L138 248V245L140 244V243H138L137 244V246H135V241H139V240H141V241H143L142 243H149L150 241L151 242H153V241H157V243L158 242H164L165 244H163L166 248H167V246H168V243H170L172 246H169V247H171V248H175V250H174V252H175V255L176 256H178L179 255V257H180V255L182 254V255H184V254H186V252L185 251H187V249L189 248V247H191V249L189 248L188 249V251L189 252H192V251H196V250H193V249H195V248H197V249H199L198 251H196V252H198V253H196L197 254V256H198V254H199V252L200 251H202V248L204 247V248H207L208 250H209V252L207 251H205V253H206V255H205V257H204V255L203 256H200L201 254H203V252H201V254H199V256H198V258L200 257V259H201V257H204L205 258V260L207 261V258H206V256H208L209 255V253H210V251H211V254H213V252L215 253V256H216V259H214L213 261H214V263H213V261L212 260H208V261H210V262H208L207 261V263L208 264H216L217 262V264H221L222 262V257L224 258V253H225V249H226V251H227V249L228 248H230V247H228V248H224L225 246L227 247V245L226 244H223L225 241H224V239H225V236H227L226 237V242L227 241H231V242H228L229 243V245L231 244L232 245V243H234V247H233V245L231 246V248L230 249H228V251L227 252H232V253H234V252H236L235 250L238 248V247H240L241 245H243L242 247L243 248H245V252L246 253H244V251L242 250V249H239V250H237V252L239 251V252H241L242 254H246L247 255V253L248 254H250L251 252H247V250L249 249V248H252L253 247V249L254 250H251V251H254L255 252V248H256V246H255V248H254V246H252V245H254V243H255V240L257 239V241H256V244H257V246L258 247H262V246H264V230L262 229V228H259L260 226L261 227H264V220H263V218H264V216L262 215L263 213H264V191H263V189H264V159H262V158H264V135H258V136H261L260 137V139L262 138L263 139V141H262V143L260 144V146L262 147H257V145L259 146V143L257 144V142H261L260 141V139H256V140H259V141H254V136L255 137H257V135H254V136H251V138L253 139V141H251L250 143H255V144H257L256 145V147H257V150H258V148H259V151H257L254 147H252V144H251V148H252V150H253V148L258 152V154H256L255 153V151L253 150V153L257 156V155H259V153H260V157H255L254 155V159H258V160H254L255 162H257L256 163V165H254L255 164V162L253 163L252 161H251V164H250V160H253V159H250L249 160V164L247 163V161H248V159H247V156H245L244 157V153L246 154V155H250L251 153H252V151H251V149H248V146H245V149L244 150H246V147H247V152H249L248 154L246 153V151H242L243 152V154H241L242 155V157H244V159L246 160L247 159V161H245L242 157H241V155L239 154V152L241 151H239L238 152V154L237 153H235V154H237L236 156H235V154H234V156L236 157V158H232L233 160H234V164H235V162L237 161L236 159H238V161H240L241 163V165H238L239 164V162L237 161L236 162V164L235 165H233V163H231L233 166H234V168H233V166L232 165H230L229 163H230V158H228L226 155H224V153H223V156L224 157H226V159L228 158V160H229V162H226V161H224V159H223V156H221V152H219L218 154H219V156L222 158L220 161L219 160H217V159H219V156L218 157H214V155L218 152V150H214V149H211L212 147H214L213 145H212V147H211V141H212V139L214 140V138H215V141H216V134L219 132V130L217 129L216 130V128H214V130H215V132L213 131V129L211 128V123H209V122H211V121H209L208 122V119L210 118H208V117H206V116H210V114H208V115H206V113L207 112H205L203 109H201ZM229 109V107L227 108V110ZM237 109L239 110V109H241V111H240V114H239V112L237 111ZM243 109V110H242ZM248 109V110H247ZM1 110H5V108L3 107H1L0 108V112H1ZM173 110V111H174ZM191 110V111H190ZM247 110V111H246ZM172 111V112H173ZM174 111V112H175ZM180 111V110H179ZM200 111H202L201 112V114H199V113H197V112H200ZM205 113H204V112ZM255 113H254V112ZM166 112V113H167ZM225 112V111H224ZM164 113V112H163ZM163 113H161V114H163ZM164 114L165 116H168V114ZM183 113V114H182ZM199 114V115H198ZM263 115V116H262ZM59 116V115H58ZM160 116V115H159ZM164 116V117H165ZM182 116V117H181ZM162 117V116H161ZM164 117H162L163 119H164ZM169 117V116H168ZM214 117V116H213ZM229 117H230V119H232L233 120V118H236V120L235 121H237V122H234V124L232 125L231 124V122H233L232 120H230L229 119ZM258 117H260L261 118V120H260V118H258ZM59 118V117H58ZM121 115H119V121L121 120ZM180 118V119H179ZM206 118H208L207 120H206ZM210 119H212V117L210 118ZM57 120H59V119H57ZM205 120L207 121V122H205ZM244 120H245V122H244ZM202 121L204 122V124H206L207 126L208 125H210V126H208V128H209V130L207 131L206 129H203V126L202 125H204L203 123H202ZM117 122H118V120H116V123L114 124V127H115V125H117ZM254 122H252L251 124H252V126H254ZM260 122V123H259ZM119 123V122H118ZM201 123H202V125H201ZM208 123V124H207ZM1 124V123H0ZM19 124V123H18ZM197 124V125H196ZM231 124V125H230ZM244 124L242 125V124H240V126H238V127H241L242 128V126H244ZM258 124H261V126L259 127V125ZM194 125H196V126H198V128L196 127L195 128V126ZM225 126H227L228 124H226V122H225V124H224ZM236 125H234V126H236ZM242 125V126H241ZM10 126V125H9ZM12 125L10 126V127H13ZM207 126H205L204 128H207ZM224 126V127H225ZM227 127V128H230V127ZM251 126V127H252ZM256 126H258L259 128H260V130H261V132H259V128L258 127H256ZM1 127V126H0ZM117 127H119V126H116V129L115 130H117ZM200 127V128H199ZM237 127V126H236ZM236 128V131H235V133L233 134V135H238V134H242V136H243V132H245V131H247L246 129V127H245V129H244V131L241 133L240 132V130H242V129H240V128ZM14 128V127H13ZM29 128H30V123H29ZM150 127H148V129H149ZM183 128V127H182ZM212 129V132H213V134L212 135H215L214 137H211L212 135H206V134H204V138L202 137L203 135H201V131L203 130V132H204V130H206L205 132H207V133H209V131H211V129ZM226 128V127H225ZM226 128V129H227ZM249 128V130H250V127H248ZM254 128V127H253ZM252 128V129H253ZM4 129V130H3ZM11 129V128H10ZM111 128H109L106 132L107 133H110V132H112L111 130H110ZM194 129H196V130H194ZM198 129V130H197ZM202 129V130H201ZM237 129L239 130V133L237 134L236 132H238L237 131ZM1 130H3L5 133H7V135L4 133V132H1ZM14 130V129H13ZM30 132H29V131ZM61 130V129H60ZM112 130H114L113 128H112ZM115 130H114V132H115ZM159 130V129H158ZM186 130V131H187ZM201 130V131H200ZM231 130V129H230ZM254 130V129H253ZM253 130H252V132H253ZM12 131V129L10 130V132ZM16 131H15V133H16ZM110 131V132H109ZM171 131H173V130H171ZM187 131V132H188ZM195 133V132H197V133H193V132ZM200 131V132H199ZM225 131V130H224ZM223 130H220V132H224ZM233 131V132H234ZM251 131V130H250ZM250 131H247V133H249V136L251 135V134H253V133H250ZM26 132V133H25ZM174 132V131H173ZM192 132V133H191ZM211 132V133H212ZM217 132V133H216ZM228 132V131H227ZM226 131L224 132V133H227ZM232 132V131H231ZM231 132H228V133H231ZM256 132V131H255ZM14 133V132H13ZM150 133V134H149ZM152 133H153V136H152ZM186 133V132H185ZM200 133V134H199ZM210 133V134H211ZM257 133V132H256ZM255 133V134H256ZM257 133V134H258ZM17 134V133H16ZM22 134H23V137H25V138H22ZM34 134V133H33ZM192 134H193V136H192ZM245 134V133H244ZM5 137H4V136ZM60 135H62V136H60ZM140 135V137L142 138V141L141 142H146L147 141V139L146 138H143L142 136ZM184 135V134H183ZM27 136H29V137H27ZM63 136L65 137L64 139H63ZM181 136H179V139L181 138ZM240 137V135L238 136V137H236L237 138V141L235 140H233L234 142H237L238 143V139L239 138H242L243 140H245V142H246V140L247 139H249L248 137H247V139H244L243 137H245V136H243V137ZM246 136H248V135H246ZM11 137V138H10ZM153 137V138H152ZM191 137V138H190ZM196 137H198V138H202V139H208V137H211V141H210V138L208 139L209 140V142L208 141H206V142H208L207 144L205 143V145H208V147H210L209 149H208V147L206 148L205 146H203V143L202 142H204L203 140H201V145L198 143L200 140L197 138L196 139V141H197V143H195L196 141H195V138ZM20 138H22V140L24 141L23 143L26 145V148H24L25 146L23 145V144H21L22 142V140L20 139ZM26 138H28L27 140H30V141H27V142H29V145H28V143L26 144V142H25V139ZM12 139V140H11ZM59 139H60V141H59ZM62 139V140H61ZM143 139H145V141L143 140ZM191 139H194L192 142H194L195 144H196V146L195 147H193V148H195V149H191V146H192V144L190 143L191 142ZM52 140H55V142L54 141H52ZM56 140H58V141H56ZM65 140V141H64ZM8 141H11V142H8ZM19 141V142H18ZM65 143H64V142ZM70 141V142H69ZM186 141H185V143H186ZM240 141V140H239ZM4 142V143H3ZM13 142V143H12ZM17 142L18 143H20V144H17ZM49 142V143H48ZM56 142H58V143H56ZM164 142V143H163ZM189 142V143H188ZM211 142V143H210ZM214 142V141H213ZM232 141H230L229 143H231ZM233 142V143H234ZM240 142H241V144H240ZM239 142V145L240 146H244V144H242V140ZM138 143H140V142H138ZM143 143H140V144H143ZM184 143V142H183ZM228 143V144H229ZM232 143V144H233ZM4 144H6V145H4ZM10 146H9V145ZM16 144H17V146H16ZM53 144V145H52ZM58 144H60L59 145V147H58ZM66 144V145H65ZM132 144H134V143H132ZM140 144H136L137 146H139ZM150 144V145H149ZM168 144V145H167ZM190 144V145H189ZM246 144V143H245ZM255 144H253V145H255ZM2 145H4V146H2ZM12 145V146H11ZM22 145H23V147H22ZM46 145H50V147L48 148ZM52 145V146H51ZM63 145V146H62ZM135 145V144H134ZM133 145V146H134ZM146 145V144H145ZM153 145V148H151L150 146H152ZM156 145V146H155ZM188 147H187V146ZM210 145V146H209ZM235 145H237V144H233L232 146L233 147H236ZM247 145H249L248 144V140H247ZM21 146V147H20ZM27 146L29 147V148H31V152H29V149L27 148ZM42 146V147H43ZM53 146H56V147H54V149H53ZM131 146V145H130ZM155 146V147H154ZM199 146V149L201 148V147H203L204 148V150H203V152L202 153H199L198 155H196L195 154V151L196 150H199V149H196V147H198ZM201 146V147H200ZM240 146H238V147H240ZM16 147H18V148H16ZM32 147L34 148L33 149V151H32ZM64 147V148H63ZM134 147H136V146H134ZM238 147H236V148H238ZM249 147H250V145H249ZM16 148V149H15ZM25 149V150H22V149ZM43 148V149H44ZM60 148H62V149H60ZM66 148V149H65ZM131 148V147H130ZM129 148V149H130ZM136 148H138V147H136ZM142 148V147H141ZM155 148V149H156ZM161 148V149H160ZM17 149H20L19 151L17 150ZM51 149V150H50ZM55 150V151H53V150ZM64 149V150H63ZM240 149V148H239ZM241 149H242V147H241ZM119 150V149H118ZM128 150V151H127ZM138 151H139V149H137ZM171 150V151H172ZM200 150H202V148L200 149ZM207 150H209V151H207ZM212 150H214L213 152H214V155H213V152H212ZM37 153H36V152ZM49 151L51 152L52 151V153L54 154H48L49 153ZM58 151V152H57ZM137 151V152H138ZM141 151H143L142 149H141ZM161 151V153L160 154H164L165 152H167V151H164V153ZM220 151V150H219ZM237 151H238V149H237ZM251 151V152H250ZM22 152V153H21ZM24 152L27 154L26 155V157H24ZM55 152H57V154L59 155V156H56V154H55ZM158 152V153H157ZM181 152V153H180ZM235 152V151H234ZM242 152H240V153H242ZM262 152V153H261ZM12 153H14V154H12ZM28 153H29V156H31L30 158L28 157ZM61 153H63V154H61ZM142 153H145V151L144 152H142ZM141 153V154H142ZM198 153V152H197ZM32 154H33V156H32ZM36 154H38V156L36 155ZM125 154V155H126ZM153 154V155H152ZM165 154H167V153H165ZM186 154V155H185ZM194 154H195V156H194ZM217 154V155H218ZM50 155H52V156H50ZM129 155V156H130ZM179 155H178V158H179ZM199 155H201L200 157H199ZM8 156V157H7ZM25 158H23V157ZM42 156H44V157H42ZM48 156L50 157V158H48ZM54 156V158H52ZM139 156H140V153H139ZM143 156V155H142ZM153 156H155L156 158H154ZM164 155H162V157H163ZM238 156H240L239 158H238ZM251 156V158L253 157L252 155H250ZM250 156H248V157H250ZM27 157H28V160H27ZM40 159H39V158ZM42 157V158H41ZM185 159H183V158ZM4 158V159H3ZM21 158V159H20ZM32 158V159H31ZM37 158V159H36ZM158 158V159H157ZM29 159H31V161L29 160ZM41 159H42V161H41ZM58 159V160H57ZM69 159H71V160H69ZM138 159V160H137ZM143 159H147V160H143ZM152 159V161H150ZM158 161L157 163L155 162L156 160ZM176 159V160H175ZM231 159V162L233 161ZM7 160V161H6ZM14 160V161H13ZM37 160V161H36ZM46 160V161H45ZM48 160H52V162L51 161H48ZM53 160H55V162L53 161ZM148 160H149V162H148ZM223 160V161H222ZM3 161V162H2ZM21 161V162H20ZM43 162V163H41V162ZM69 163H68V162ZM70 161H73V162H71L73 165H74V167L73 166H71V164H70ZM109 161V162H108ZM138 161V162H137ZM145 161V162H144ZM9 162V163H8ZM11 162H13V163H11ZM44 162H46V163H44ZM66 162V163H65ZM110 162H114L113 164H112V166H111V164H110ZM118 162H122V163H120V164H116V163H118ZM126 162V163H125ZM127 162H130V164L132 165H134V168L136 169V170H134V172H133V169L134 168H131V167H133V165L130 167V164L128 165L127 164ZM150 162H152V163H154V164H152L151 165V163ZM177 162H178V164H177ZM179 162L183 165H181V164H179ZM3 163V164H2ZM7 163V164H6ZM27 163V164H26ZM37 163H39V164H37ZM41 163V164H40ZM51 163V164H50ZM108 163V164H107ZM135 163V164H134ZM141 163V164H140ZM147 163H149V164H147ZM190 163V164H189ZM243 163H247L246 165L245 164H243ZM253 163V164H252ZM35 164V165H34ZM50 164V165H49ZM121 164H123L122 166H121ZM139 164V165H138ZM142 164H143V166H142ZM146 164V165H145ZM197 164H198V167H197ZM201 164V165H200ZM202 164H203V166H202ZM207 164H209V165H207ZM229 164V165H228ZM243 164V165H242ZM43 165V166H42ZM95 165V166H94ZM113 165L115 166V165H117L116 167H114L113 168ZM127 165V166H126ZM148 165L151 167V168H153V169H151L150 167V170H149V168H148ZM155 165V166H154ZM177 165V166H176ZM208 166V169H207V166ZM236 165H238V167H236ZM249 165H250V167H251V165H252V167L251 168H249ZM254 165V166H253ZM68 166V167H67ZM107 166V167H106ZM129 166V167H128ZM141 166V167H140ZM182 166V167H181ZM190 166H192V165H190ZM189 166V170H190V167ZM200 166H202V168L200 167ZM241 166H243L242 167V169H241ZM245 166V167H244ZM248 168H247V167ZM3 167V168H2ZM17 167V168H16ZM32 167V168H31ZM73 167V168H72ZM113 169H112V168ZM137 167H138V169H137ZM144 167L146 168L147 167V169L149 170V171H151V172H148V174L150 173H152L150 176L149 175H147V172L144 174ZM157 168V170H156V168ZM193 167V166H192ZM236 167V168H235ZM8 168V169H7ZM10 168V169H9ZM74 168H75V170H74ZM86 168V167H85ZM128 168V169H127ZM139 168H143V169H139ZM241 169V170H239V169ZM247 168V170H244V169H246ZM129 169H132V171L131 170H129ZM147 169L145 170V171H147ZM160 169V168H159ZM200 169L203 171V173H201L202 171H200ZM204 169V170H203ZM237 169V170H236ZM12 170V171H11ZM82 170H83V172H82ZM141 170V171H140ZM153 170H154V172H153ZM189 170L187 169V171L189 172ZM192 170V169H191ZM190 170V171H191ZM2 171V172H1ZM8 171H10V172H8ZM108 171V172H107ZM130 171L132 172V174L130 173ZM186 170H185V173L187 172ZM196 171V172H195ZM84 172H86V173H84ZM138 172V173H137ZM142 173V174H140L141 175V177H142V179H141V177L138 175L139 173ZM192 172V171H191ZM10 173V174H9ZM26 173V174H25ZM28 173H29V176H28ZM32 173V174H31ZM88 173H91V174H88ZM154 173V174H153ZM156 173V174H155ZM7 174V175H6ZM17 174V175H16ZM20 176H19V175ZM25 174V175H24ZM107 174V175H106ZM146 175V176H148L147 178H146V176H144V175ZM246 174V175H245ZM91 175V176H90ZM133 175V176H132ZM152 175H153V178H152ZM155 175V176H154ZM7 176V177H6ZM16 176V177H15ZM33 176V177H32ZM135 176H136V178H135ZM143 176H144V178H143ZM243 176V177H242ZM20 177V178H19ZM108 177V178H107ZM151 177V178H150ZM232 177V178H231ZM239 177H241V178H239ZM12 181H10L9 179ZM33 178L35 179V180H33ZM150 180H149V179ZM170 178H172V177H170ZM14 179V180H13ZM15 179H17V180H15ZM120 179V180H119ZM148 179V180H147ZM162 180H164L163 182H162ZM8 181V182H7ZM19 181V182H18ZM15 182H17V183H15ZM21 182V183H20ZM239 182H241V183H239ZM4 183V184H3ZM28 183V184H27ZM102 185V186H101ZM23 187V188H21V187ZM208 186L210 187V191L207 193V188H208ZM231 186V187H230ZM7 187V189H5ZM10 187V188H9ZM57 187V188H56ZM239 187V188H238ZM10 190H9V189ZM55 188V189H54ZM75 188H79V189H75ZM102 188V189H101ZM200 189V191H199V189ZM234 188V189H233ZM13 189H15L14 190V192H12L13 191ZM18 189V190H17ZM87 191H86V190ZM218 189V190H217ZM25 190H26V192H25ZM85 190V191H84ZM102 190V191H101ZM223 190V191H222ZM234 190H235V192H234ZM196 191V192H195ZM203 191V192H202ZM21 192H22V194L24 193H26L25 195H23L22 196V194H21ZM36 194H35V193ZM81 192V193H80ZM89 192H90V194H89ZM93 192V193H92ZM200 192V193H199ZM221 192V193H220ZM6 193V194H5ZM13 193H16V194H13ZM214 193V194H213ZM218 193H220V194H218ZM10 194V195H9ZM159 194V195H158ZM207 194V195H206ZM218 194V195H217ZM227 194H229V195H227ZM230 194H232V195H230ZM6 197H8V198H4L5 196ZM21 195V196H20ZM48 195V196H47ZM210 196V198H211V200L210 199H208L207 200V198H206V196ZM214 195V196H213ZM234 195V196H233ZM11 196V197H10ZM18 196H19V198H18ZM28 196V197H27ZM75 196V197H74ZM125 196V197H124ZM220 196V197H219ZM235 196H237L236 198H235ZM88 197V198H87ZM219 197V198H218ZM223 197V198H222ZM245 197V198H244ZM20 198H21V200H22V202L20 201ZM103 198V199H102ZM235 198V199H234ZM76 199H78V200H76ZM80 199V200H79ZM84 199V200H83ZM188 199V200H187ZM2 200V201H3ZM101 200V201H100ZM159 200V201H158ZM162 200V201H161ZM182 200H184V201H182ZM31 201H32V203H31ZM40 201V202H39ZM85 204H83L82 202ZM85 201V202H84ZM91 201V202H90ZM103 201V202H102ZM6 202H3V204L2 205H4V203H6ZM14 202V201H13ZM21 202V203H20ZM36 202V203H35ZM108 202V203H107ZM28 203H31V204H28ZM96 203H97V205H96ZM174 203H176V204H174ZM11 204H12V206H11ZM13 204L14 205H17V206H15V207H18V208H24V209H18V210H21V211H24L23 212V215H24V218L25 219H23V220H21V221H23L24 223H25V227H24V223L23 222H21L20 221V219H18L17 218V220H14L13 218H14V214H17L16 213V210H17V208H14V206H13ZM28 204V205H27ZM82 204V205H81ZM124 204V205H123ZM30 205V206H29ZM76 207H75V206ZM79 205H81V206H79ZM170 205V206H169ZM231 205V206H230ZM99 206H100V208H99ZM5 207V206H4ZM13 207V208H12ZM29 207V208H28ZM36 207V209H33V208H35ZM41 207V208H40ZM80 207V208H79ZM28 208V209H27ZM32 208V209H31ZM257 208H258V210H257ZM259 208H260V210H259ZM100 209V210H99ZM150 209V210H149ZM28 210V211H27ZM32 210V211H31ZM108 210V211H107ZM152 210H154V212H156V213H154ZM240 210H241V212H240ZM252 210V211H251ZM31 211V214H32V216H31V214L30 213H28V212H30ZM41 211H44V212H41ZM153 213H152V212ZM231 213H230V212ZM233 211H234V213H233ZM238 211V212H237ZM242 211H245V213L243 212L242 213ZM18 212V211H17ZM34 212V213H33ZM36 212V213H35ZM49 212V213H48ZM110 212V213H109ZM140 212V213H139ZM149 212V213H148ZM246 212L248 213V215L246 214ZM258 212V213H257ZM20 213H21V216H22V212H19V215H20ZM27 213H28V215H27ZM39 213V214H38ZM45 213V214H44ZM103 213V215H101ZM238 213V214H237ZM242 213V214H241ZM13 214V218H11V215ZM30 214V215H29ZM48 214V215H47ZM127 216H125V215ZM152 214H153V216H152ZM230 214V215H229ZM232 214V215H231ZM235 214V215H234ZM246 214V215H245ZM27 215V216H26ZM57 215H59V216H57ZM106 215V216H105ZM137 215H139V216H137ZM229 215V216H228ZM28 216H29V218H28ZM31 216V217H30ZM43 216V217H42ZM46 218H45V217ZM99 216V217H98ZM131 218H130V217ZM132 216H133V218H132ZM136 216V217H135ZM230 216H232V218L230 217ZM257 216H258V218L260 217V219L259 220H261V223H262V225H261V223H259L260 221L258 220V218H257ZM17 217H19V216H17ZM50 217V218H49ZM110 218V219H112V220H110V219H107V218ZM129 217V218H128ZM135 217V218H134ZM138 217V218H137ZM234 217H235V219H234ZM254 217V218H253ZM20 218V217H19ZM23 217H21V219H22ZM40 218H43V219H40ZM52 218V219H51ZM54 218H56V219H54ZM64 218V219H63ZM141 218H145V221H144V219L142 220ZM154 219V221H153V219ZM157 218H158V220L159 221H161L160 223H159V221L157 220ZM229 219L230 221H231V223H230V221H228L227 219ZM251 218H253V219H255V220H257V222L258 223H256V221L255 220H253V219H251ZM262 218V219H261ZM5 219V220H6ZM15 219H16V217H15ZM28 219V220H27ZM29 219H31V221L29 220ZM36 220V222H34V220ZM46 219H48L49 220V222H51V223H48V221H46ZM59 219V220H58ZM136 219V220H135ZM166 219V220H165ZM238 219L240 220L239 222H241V223H239V222H237L238 221ZM242 219V220H241ZM252 221H251V220ZM43 220L44 221H46L45 223H47L46 225H48V226H43V227H41V225L42 224H44L43 223ZM63 220V221H62ZM135 220V221H134ZM249 220V223L247 222ZM9 221H16V222H14V223H17V225L16 226H13V228L15 227H17V229H18V227H19V222H21L20 224H23V225H21L20 226V228L17 230H15V229H11L12 231H14L15 230V233H13V232H10L11 230L9 229V228H11L10 226H9V228L7 227L8 225H10L9 223H11L12 224V222H9ZM30 221V222H29ZM96 221H98V223H96ZM138 221H140V222H138ZM234 221H236V222H234ZM1 222V221H0ZM7 222H9L8 224H7ZM27 222V223H26ZM53 222L55 223V225L56 224H58L59 226L61 225L62 227H63V229L61 228V226L59 227L58 225H56V226H58L60 229H61V234H64V235H61V234H59L58 232H60V230L59 231H56V229H58V228H56V229H54V227H56V226H50V224L52 225L53 224ZM58 222V223H57ZM94 222H95V224H94ZM110 222H112L113 224H116L112 229H113V231L112 230H110V228L112 227V223L110 224ZM136 222H138V223H136ZM155 222H156V224H158L157 226L155 225L154 227H153V225H151V224H155ZM14 223L12 224V225H14ZM108 223H109V225H108ZM232 223H235V224H237V225H233ZM238 223H239V226H238ZM4 224H6L5 226H4ZM32 224V223H31ZM127 224V225H126ZM220 224H223L221 227H219V225ZM229 224V225H228ZM243 224V225H242ZM257 224V225H256ZM1 225H0V227H1ZM38 225V226H37ZM45 225V224H44ZM78 225H79V228L80 227H82L84 230H89L90 228H91V230H89V232L88 231H84L83 230V232H84V234H86L87 235V237H85L84 236V234H80V233H83L81 230L82 229H79V230H77L78 229ZM96 225V226H95ZM99 225V226H98ZM128 225H129V227H131V229L134 227V226H136V227H134V230H135V232L137 233L138 231V233L136 234V233H134V234H136V235H134L133 233L131 234V235H129L130 234V232H132V231H134L133 229L132 230H130V228L128 227ZM231 225V227H229ZM4 226V227H3ZM70 226V227H69ZM72 226H74L73 228H75L74 229V231L76 232V233H78V234H76V236H75V232L73 231V229H71L72 231H68V230H70L69 228H71ZM98 226V227H97ZM100 226H102L101 228H100ZM111 226V227H110ZM117 226V227H116ZM118 226H120V227H118ZM126 228V227H128L129 229V231L128 230H126V231H124V228ZM137 226H139V227H137ZM5 227H7V229L5 228ZM64 227H66V228H64ZM108 227H110V228H107ZM117 229H116V228ZM23 228H25V229H23ZM34 228V229H33ZM36 228V229H37ZM97 228H99V230L97 229ZM102 228H104V231H105V228H106V234L107 235H105V232L103 231V229ZM115 228V229H114ZM119 228H123V231H124V234H125V232H127L126 234L127 235H125V237H128V238H130L131 236V238H130V240H131V242H133V243H131L130 241H128L129 239H122V238H118L115 234H110V233H108V231H112V233L114 232V233H119V232H122L123 233V231L121 230L120 231V229ZM150 228V229H149ZM237 228H238V230H237ZM241 228V229H240ZM9 229V230H8ZM38 229V230H39ZM56 231V232H54V230ZM65 229H68L67 231H64ZM138 229V231H136ZM233 229V230H232ZM242 229H243V231H242ZM23 230H24V232H23ZM27 231V233H25L26 231ZM51 230V231H50ZM52 230H53V232H52ZM92 230H96V232H97V230H98V235L99 234H102V233H104V234H102L101 235V237L102 236H106V237H111L110 239H108L107 238V240H111L112 238L114 239V240H116V237H117V240L119 239V240H121V241H117V242H122V244H120L119 243V246H118V244H116V243H113V244H116L115 246L111 243V245L113 246V248L112 247H110V244H109V248H112V249H114L115 248V250L116 251H118L117 252V255H116V251H112L113 253H112V255H111V252H109L110 251V249L108 248V247H106V248H108L109 250H107L108 251V253H106L105 254V256H109L108 254H110V256L111 257H114L115 255L117 256L115 259H117V260H114L113 261V259L112 260H109V258L111 259V257L109 256V257H104V255H103V251L104 250H101V248L102 247H98V245L102 242L103 244H106L107 242L109 243V241H107V240H105L106 239V237L104 238V241H105V243L103 242V240L102 241H100V243L98 242H96L97 241V239H99V237H100V235L98 236H96L95 235V232L93 233V236H96V238L95 237H93V238H95V239H93L92 238V235L90 236V234L93 232ZM108 230V231H107ZM117 230H119V231H117ZM231 230V231H230ZM36 231V233L38 234H41L39 231H37V230H35ZM117 231V232H116ZM234 231V232H233ZM240 231H242L243 233H241ZM250 231H252V232H254V236L252 237V235H250ZM263 231V232H262ZM24 233L23 235H21V233ZM31 234L29 237L27 236V234H29V233ZM41 232H43V231H41ZM66 234H65V233ZM85 232H87V233H85ZM99 232H102V233H99ZM240 232V233H239ZM260 232V233H259ZM51 233H55V234H52L51 235ZM90 233V234H89ZM122 233H121V235H122ZM146 233V234H145ZM205 233H206V235H205ZM239 233V234H238ZM246 233V234H245ZM249 233V234H248ZM263 233V234H262ZM1 234V233H0ZM8 234H10L11 236H9ZM37 234H35V232H34V235L36 236ZM74 236V238L72 237V235ZM89 234V235H88ZM109 234V235H108ZM120 234V233H119ZM123 234V235H124ZM201 234V235H200ZM203 234H204V236H203ZM209 234V235H208ZM256 234V235H255ZM260 234V235H259ZM262 234V235H261ZM42 235V236H43ZM192 235V236H191ZM199 235H200V237H199ZM208 235V236H207ZM219 235H221V236H219ZM229 235H231V238H230V236ZM250 235V236H249ZM1 236V235H0ZM3 236V235H2ZM19 236H21L20 237V239H19ZM45 236V235H44ZM88 236H90V237H88ZM136 237V239H135V241H133V237ZM175 236V237H174ZM177 236V237H176ZM208 238H210V239H208ZM245 236H247V238L245 237ZM248 236H249V238H248ZM257 236V237H256ZM260 236V237H259ZM3 237H5V236H3ZM2 237V238H3ZM39 237V241H42V239H43V237H40V236H38ZM123 237V236H122ZM150 237V238H149ZM191 237V238H190ZM195 237V238H194ZM196 237H197V239L199 240H205V242L207 243L208 241L210 242H208V245L209 244H212L210 247H205V246H203L202 247V244H204V245H206L205 243H203V241H202V243H199V242H201V241H196ZM241 237H244V238H241V240L242 239H244L245 241L243 242V240L242 241H240L239 243H241V245L238 243V241L236 240V239H240ZM1 238V237H0ZM36 238H37V240H36ZM41 238V239H40ZM78 238V239H77ZM81 238H90V240H91V238L93 239V240H91L92 242H96L95 244H98L96 247H98V249L99 250H101V251H99V252H101V254L99 253V255L100 256H102V257H104V258H101L100 256L98 257V254L96 253L97 252V250H94V251H96V252H91V251H89V248L88 247H90L89 246V240L87 239V241L85 240V239H83L85 242L83 243V244H81ZM139 238V239H138ZM180 238V239H179ZM235 238V239H234ZM256 238V239H255ZM258 238H259V240H258ZM22 239V240H21ZM101 239V238H100ZM103 239V238H102ZM160 241H159V240ZM229 239V240H228ZM234 239V240H233ZM263 239V240H262ZM29 240L31 241V242H29ZM44 240V239H43ZM51 240H49V242L47 241V239H46V242H47V244H45V248L47 249V248H49V245L48 244H50L51 242ZM53 240H52V242H53ZM60 240V239H59ZM68 240V241H67ZM80 240V241H79ZM113 240V241H114ZM124 240V241H123ZM145 240V241H144ZM178 240H180V242H178ZM208 240V241H207ZM249 240V241H248ZM1 241V240H0ZM24 243H23V242ZM27 241H28V243H27ZM77 241L78 242H80V243H77ZM90 241V242H91ZM107 241V242H106ZM113 241H110V242H113ZM126 241V243L125 244H127V246L125 247L124 245H123V243ZM128 241V242H127ZM140 241V242H141ZM149 241V242H148ZM174 241V242H173ZM185 242V243H187V242H192V241H194L195 242V244L193 245V244H191V245H193V246H191L190 245V243H189V247H187V246H184V247H182L183 245H185V244H181L182 242ZM223 241V243H221V242ZM232 241H234V242H232ZM248 241V242H247ZM251 241V242H250ZM14 242H13V244H14ZM45 242V243H46ZM55 242V241H54ZM68 244H70V245H68ZM115 242V241H114ZM162 242V243H163ZM166 242H167V244H166ZM197 242V243H196ZM235 242L237 243V248L235 249ZM243 242V243H242ZM257 242H260L261 243V245L259 246L258 245V243ZM263 242V243H262ZM1 243H3L4 244V240L2 239V242ZM17 243V244H18ZM26 243V244H25ZM35 243V242H34ZM40 244H41V242H39ZM42 243H43V241H42ZM129 243H130V245H129ZM177 243V244H176ZM193 243V242H192ZM218 243H221L220 245L218 244ZM246 243H248V244H246ZM2 244V246L3 247H1L2 249H4V250H6V246H8L7 245V243L6 244H4V245H6L5 247H4V245ZM16 244V245H17ZM38 244V243H37ZM36 243H35V245H37ZM44 244V243H43ZM43 244H41V245H43ZM57 244V242L55 243V245ZM65 244H67V245H65ZM84 244V245H85ZM91 244V243H90ZM103 244H100V245H102L103 246ZM160 244V243H159ZM169 244V245H170ZM217 244V245H216ZM250 244V245H249ZM19 245V244H18ZM24 245H26V247L24 246ZM30 245H32V244H30ZM39 245V244H38ZM40 245V246H41ZM51 246H52V243L50 244ZM73 245V244H72ZM80 245V246H79ZM99 245V246H100ZM108 245V244H107ZM162 245V248L164 247ZM207 245V246H208ZM221 245H223V247H220ZM225 245V246H224ZM238 245H240V246H238ZM245 245V246H244ZM248 247H247V246ZM10 246V245H9ZM8 246V247H9ZM10 246V247H11ZM53 246H54V244H53ZM66 246V247H65ZM106 246V245H105ZM122 246V247H121ZM131 246V247H130ZM137 247L138 248V251L137 250H135V248L134 247ZM141 246V245H140ZM143 246H144V244H143ZM147 246V245H146ZM149 246L150 247H148L147 248V251H148V253H149V248H151V250H153V248H155V247H157V248H155V250H157V252L158 253H160V255L161 254H163V252L165 253V254H167V256L166 255H164V257L166 256V258L168 257V258H170V259H172L171 257L173 256H175V255H173L174 254V252L172 251V253H170V255H171V257H170V255H168V253L166 252V251H168V250H166V248H165V251H164V248L163 249H161L160 250V245H158V244H155V245H150L149 244ZM214 246V247H213ZM14 247H16L15 245H14ZM18 247V246H17ZM16 247V248H17ZM24 247H25V249H24ZM43 247V246H42ZM43 247V248H44ZM57 247V246H56ZM67 247H69L68 249H67ZM73 247L75 248L74 250H73ZM83 247H85V246H83ZM93 247H94V245H93ZM178 247L180 248V249H178ZM216 247V248H215ZM233 247V248H232ZM12 248V247H11ZM7 248V249H10V250H8V252H9V254H13V252H16V253H18V248L16 249L17 251H13V249L14 248ZM58 248V247H57ZM90 248H92V247H90ZM105 248V247H104ZM132 248V249H131ZM136 248V249H137ZM143 248H146L145 246L143 247ZM170 248V250H172ZM193 248V249H192ZM204 248H203V250H204ZM214 248H215V250H214ZM29 249H31V251H32V248H30V246H29ZM34 249V253H38V251H40L41 249H39L38 251H36L35 249H38V246H36L35 248H33ZM52 249H53V247H52ZM63 249V250H62ZM67 249V250H66ZM85 249V248H84ZM83 249V250H84ZM93 249L94 248H92V251H93ZM96 249V248H95ZM103 249V248H102ZM134 249V250H133ZM140 249V250H139ZM169 249V248H168ZM176 249H177V253H178V255H177V253H176ZM183 249H184V252H182L183 251ZM233 249V250H232ZM258 249V248H257ZM260 249H263V251H264V248L262 247V248H260ZM260 249H258V251L260 250ZM3 250V251H4ZM12 250V251H11ZM26 250V251H25ZM43 250V249H42ZM58 250V249H57ZM65 250V251H64ZM79 250H81V248L79 249ZM179 250V251H178ZM182 250V251H181ZM214 250V251H213ZM218 250H220V252L218 251ZM7 251V250H6ZM56 251V250H55ZM68 251V252H67ZM126 251V250H125ZM135 251V252H134ZM161 251H163V252H161ZM182 253H181V252ZM221 251H224V252H222L221 253ZM243 251V252H242ZM249 251H250V249H249ZM262 250H260V252H261ZM23 252V254H21ZM24 252H27V253H25L24 254ZM58 252H59V254H58ZM70 252V253H71ZM88 252H90L91 253V255H89L88 254ZM106 252V251H105ZM104 252V253H105ZM115 252V253H114ZM140 252V253H139ZM150 252H152V251H150ZM169 252V251H168ZM171 252V251H170ZM189 252H187V256L190 254V255H192L193 256V254L192 253H189ZM237 252H236V254H237ZM254 252H252L251 254L253 255V253ZM31 253V254H30ZM93 253V254H92ZM126 253V255L124 256V254ZM130 253V254H129ZM135 253V254H134ZM148 253H147V257H148ZM179 253H181V254H179ZM217 253H219V254H217ZM220 253H221V255H220ZM229 254V253H227L226 254V256L228 257V255H229V257H230V259L229 258H227L226 256V258H224L223 259V261H226V259H228L227 260V264H237V263H243V264H251L252 262H254L253 264H258L257 262H256V260L258 261L259 259L261 260V256L259 255V253L257 254L256 252L254 253V254H257V256L258 257H255L254 255H253V257H252V255L250 254V256L253 258V261H252V258H251V262H250V260L248 259V258H250L248 255H247V258L246 257H244V258H246V259H242V256L241 257H239V255H238V257L235 255H233V254ZM8 254V255H9ZM26 254H27V256H26ZM81 254L83 257H79V255ZM113 254H114V256H113ZM128 254V255H127ZM134 254V255H133ZM196 254H194V255H196ZM210 254V255H211ZM235 254V253H234ZM21 255V256H20ZM58 255V256H57ZM64 255V258H67V259H65L64 260V258L62 257ZM69 256H70V254H68ZM74 255H77V256H74ZM95 255H96V257H98L99 258V260L97 259V258H94L95 257ZM151 255V257H153V256H155V258H157L158 259V257H159V255H157V257H156V254L155 255H153V254H150ZM153 255V256H152ZM190 255L186 258V255H184V256H182V261H180L179 259H181V258H177L176 257V259H177V261L179 260L181 263H183V264H185V259L187 260V259H189L190 258ZM214 255V254H213ZM213 255H212V257H213ZM233 255V256H232ZM243 255V256H244ZM245 255V256H246ZM261 255H264V253L262 252V254ZM26 256V257H25ZM91 257V258H89L88 259V257ZM232 256V257H231ZM7 257H9V256H7ZM23 257L25 258V259H23ZM72 257V262H73V258ZM119 257V258H120ZM126 257H127V259H126ZM151 257L148 259V260H150L151 259ZM194 257V256H193ZM192 257V258H193ZM212 257H210V258H208V259H212ZM234 257H236V258H234ZM255 257V258H254ZM131 258V259H130ZM140 258H142V260L140 259ZM160 258H162V256L160 257ZM175 258V257H174ZM185 258V259H184ZM197 258V257H196ZM195 258V259H196ZM196 259V262H194L191 258H190V260H192L193 261V263L194 264H198L199 262H197V260H199L200 262H201V260L200 259ZM215 258V257H214ZM257 258V259H256ZM15 259H14V261H15ZM36 259H37V261L35 260L34 262H32V263H35V262H38V263H41L42 262V260H44V258L43 259H41V260H39V258H37L36 257ZM126 259V260H125ZM147 259V258H146ZM146 259H145V261H146ZM153 259V258H152ZM156 259V260H157ZM164 259V258H163ZM162 259V260H163ZM170 259H168V261H166L167 263H170V264H172L171 262L172 261H170ZM194 259V258H193ZM194 259V260H195ZM203 259V258H202ZM232 259V260H231ZM247 259L249 260V261H247ZM263 259V258H262ZM9 260H11V258L9 259ZM23 260V261H22ZM27 260V261H26ZM32 260V261H33ZM64 260V261H63ZM130 260V261H129ZM147 260V261H148ZM156 260H153V264H155L156 262H158L157 264H165L166 262L163 260V262H159V261H156ZM159 260V259H158ZM173 260H175V259H173ZM246 260V261H245ZM14 261L12 262V263H14ZM90 261V262H91ZM103 260H101L100 262H102ZM145 261L142 263V264H144L145 263ZM146 261V262H147ZM177 261H174L175 263L177 262ZM205 261V262H206ZM234 261H236V262H234ZM242 261V262H241ZM262 261H264V260H262ZM261 261V262H262ZM65 262V263H64ZM150 262V261H149ZM187 264H189V263H191V264H193L192 262H190L189 260H187ZM212 262V263H211ZM216 262V263H215ZM220 262V263H219ZM245 262V263H244ZM10 263V262H9ZM74 263H75V261H74ZM74 263H72V264H74ZM77 263H75V264H77ZM81 263V264H82ZM93 263V262H92ZM103 263H104V261H103ZM174 263V264H175ZM179 263V262H178ZM181 263H179V264H181ZM202 263H203V261H202ZM206 263V264H207ZM225 263V262H224ZM263 263V262H262ZM16 264H19L18 263V261L16 262ZM37 264V263H36ZM79 264V263H78ZM129 264H131V263H129ZM148 264H150V263H148ZM152 264V263H151ZM201 264V263H200ZM226 264V263H225ZM259 264H260V261H259ZM264 264V263H263Z\"/></svg>",
    "mask_w": 264,
    "mask_h": 264
},
{
    "label": "crops",
    "instance_id": "0c3cea01",
    "mask_svg": "<svg viewBox=\"0 0 264 264\" xmlns=\"http://www.w3.org/2000/svg\"><path fill=\"white\" fill-rule=\"evenodd\" d=\"M199 189V188H198ZM210 191V187L208 186V188H207V193ZM207 198V197H206ZM210 198V196L208 195V198H207V200Z\"/></svg>",
    "mask_w": 264,
    "mask_h": 264
}]
</instances>
